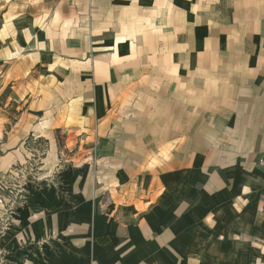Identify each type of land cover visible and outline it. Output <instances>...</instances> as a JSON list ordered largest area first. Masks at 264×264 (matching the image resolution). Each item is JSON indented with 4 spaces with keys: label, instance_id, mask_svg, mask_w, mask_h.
I'll return each instance as SVG.
<instances>
[{
    "label": "crops",
    "instance_id": "1",
    "mask_svg": "<svg viewBox=\"0 0 264 264\" xmlns=\"http://www.w3.org/2000/svg\"><path fill=\"white\" fill-rule=\"evenodd\" d=\"M0 85V264H264V0H0Z\"/></svg>",
    "mask_w": 264,
    "mask_h": 264
},
{
    "label": "rangeland",
    "instance_id": "2",
    "mask_svg": "<svg viewBox=\"0 0 264 264\" xmlns=\"http://www.w3.org/2000/svg\"><path fill=\"white\" fill-rule=\"evenodd\" d=\"M9 95V90L8 88H4L0 85V107H3V105H7L6 108H5V112H6V116H7V119L8 121L5 123L1 118H0V142L2 140V132H4V130H8L9 127L12 125V118L15 117L17 115V111L15 110L16 107H11L10 103H8L7 101V97ZM2 109V108H1ZM0 113H3L1 112L0 110ZM38 150L36 152H33L31 153V155L28 157L29 159L27 160V164H16V166H12L10 169H9V172L6 173L7 176L9 177H14V174L16 173L14 171V169H17L19 167H25L26 166V172L27 173H30V169L33 171L32 173L35 174V176H40V169L42 168V166H45V163H44V160L46 158V155L49 151V146L46 144H40V147L37 148ZM58 159H61V151L59 149V152H58ZM58 167V165H57ZM56 167V168H57ZM61 172V170H58V171H55L54 172V176L57 178V175ZM39 174V175H38ZM34 176V175H32ZM1 182H4V179L1 181ZM4 183H0V196H2V194H5L7 195V192L6 193H3L1 191V188H2V185ZM5 186L7 187V184H5ZM1 206V205H0Z\"/></svg>",
    "mask_w": 264,
    "mask_h": 264
},
{
    "label": "built area",
    "instance_id": "3",
    "mask_svg": "<svg viewBox=\"0 0 264 264\" xmlns=\"http://www.w3.org/2000/svg\"><path fill=\"white\" fill-rule=\"evenodd\" d=\"M26 166L25 167H19L17 169H14V171L16 172L14 174V179L17 180L16 183H14V185L10 186H5V184L2 185L1 191L3 193L7 192V195L2 194V196H8L13 197V200L10 199V201L8 202L9 207L5 208L7 210V212H11L12 207L14 206V204H16V202H18L17 200V196L21 195L23 193V184L22 182L25 181V179L33 172L31 169L29 170L30 173H27L26 170ZM2 201V200H1ZM3 203V201H2ZM9 214V213H8ZM8 218V217H7Z\"/></svg>",
    "mask_w": 264,
    "mask_h": 264
}]
</instances>
